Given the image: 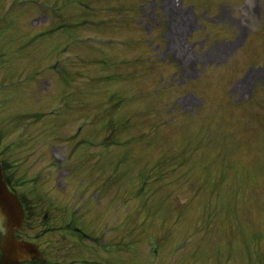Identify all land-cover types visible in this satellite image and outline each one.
I'll use <instances>...</instances> for the list:
<instances>
[{"label": "rangeland", "instance_id": "1", "mask_svg": "<svg viewBox=\"0 0 264 264\" xmlns=\"http://www.w3.org/2000/svg\"><path fill=\"white\" fill-rule=\"evenodd\" d=\"M176 1L0 0V94L50 124L15 166L113 215L95 264H264V0Z\"/></svg>", "mask_w": 264, "mask_h": 264}, {"label": "water", "instance_id": "2", "mask_svg": "<svg viewBox=\"0 0 264 264\" xmlns=\"http://www.w3.org/2000/svg\"><path fill=\"white\" fill-rule=\"evenodd\" d=\"M0 209L7 215H15L20 212L19 205L15 196L7 189L2 181V175L0 171ZM19 214V213H18Z\"/></svg>", "mask_w": 264, "mask_h": 264}]
</instances>
